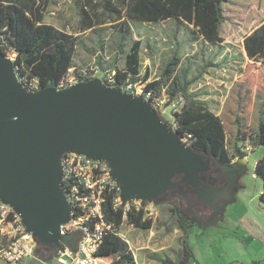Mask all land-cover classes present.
I'll list each match as a JSON object with an SVG mask.
<instances>
[{
    "label": "water",
    "instance_id": "95a60500",
    "mask_svg": "<svg viewBox=\"0 0 264 264\" xmlns=\"http://www.w3.org/2000/svg\"><path fill=\"white\" fill-rule=\"evenodd\" d=\"M21 77L0 50V201L18 214L36 245L52 247L50 255L62 244L75 251L79 237L60 234L72 213L61 184L65 153L105 162L122 203L158 204L176 176L213 212L227 197L231 182L220 189L199 181L215 159L186 145L139 96L98 78L28 91Z\"/></svg>",
    "mask_w": 264,
    "mask_h": 264
},
{
    "label": "trees",
    "instance_id": "16d2710c",
    "mask_svg": "<svg viewBox=\"0 0 264 264\" xmlns=\"http://www.w3.org/2000/svg\"><path fill=\"white\" fill-rule=\"evenodd\" d=\"M52 0H0V50L18 67L24 83L35 82L39 89L57 87L67 78L74 67L78 39L56 27L44 24V13L48 2ZM225 0H100L102 14L112 20L127 19L141 24H159L169 20L191 25L198 36L208 43H218L223 21V3ZM80 31L92 30L98 22L88 10L80 7ZM125 38V37H124ZM140 40L133 42L125 54V64L118 66V61L111 62L99 55L95 63L98 73L115 71L114 84L117 87L125 81L137 80L140 64ZM246 57L250 60L251 70L256 82L241 83L237 90L228 94L223 108L215 114L189 94L191 83L186 78V71L178 69L179 59L172 57L163 69L157 81L146 85L155 98L166 97L168 104H177L179 112L173 113V128L179 135L187 137L190 147L203 150L217 162L230 165L233 159L246 157L244 143L247 134L252 133L255 145L264 147V22L243 39ZM118 57V55H117ZM87 68L89 66H86ZM148 76L145 75L144 80ZM260 81V82H259ZM254 175L263 182L260 204H264V155L258 159ZM120 193H111L101 204L103 220L111 225L105 230L103 241L95 257L97 264H136L133 252L125 239L119 236L125 224L140 230H149L152 220L144 219V211L131 209L123 218L124 209L115 203ZM185 207L171 202L169 226L183 232L179 239L178 264H188L193 257L185 236L195 225L188 218ZM93 226L95 220L89 222ZM7 240L0 236V247ZM52 247L36 245L34 256L38 260L53 259ZM165 263H169L164 261Z\"/></svg>",
    "mask_w": 264,
    "mask_h": 264
},
{
    "label": "rangeland",
    "instance_id": "374dc122",
    "mask_svg": "<svg viewBox=\"0 0 264 264\" xmlns=\"http://www.w3.org/2000/svg\"><path fill=\"white\" fill-rule=\"evenodd\" d=\"M222 6L224 16L219 33L222 41L214 44L198 36L191 25L174 20L153 25L124 17L120 21L112 20L102 14L100 0L49 1L43 23L77 37V56L83 60L80 67L92 66L96 55L101 54L111 62L118 61V66L122 67L125 54L134 41L140 40L139 74L157 81L170 59L177 57L178 69L186 71V78L191 83L189 94L219 114L228 94L237 90L238 85L254 81L253 85L258 84L244 52L243 39L264 22V0H225ZM80 7L89 11L93 21L98 15L94 29L84 33L79 30ZM160 111L163 114L160 117L172 126L171 115L176 108L164 101ZM243 142L239 146L246 145L249 151L245 152V158L233 159L232 166L227 169L228 173H233L227 197L216 207L206 224V231L201 223H194L195 229L185 236L193 254L191 264H212L214 261L216 264H236L234 261H240L241 249L235 246V233L259 241V228L264 229V204L259 203L263 182L254 175L253 168L264 155V147L255 145L252 133L247 134ZM170 208L169 200L154 204L151 230L130 225L121 227L120 235L134 251L139 264L171 263L167 254L176 262L179 239L173 234L175 228L166 229L170 224ZM251 222L259 227L252 226ZM139 241H145L149 249H139ZM245 250L241 261H245L250 253L260 255L254 247L247 246Z\"/></svg>",
    "mask_w": 264,
    "mask_h": 264
},
{
    "label": "built area",
    "instance_id": "2783aa9c",
    "mask_svg": "<svg viewBox=\"0 0 264 264\" xmlns=\"http://www.w3.org/2000/svg\"><path fill=\"white\" fill-rule=\"evenodd\" d=\"M98 56L96 55V58ZM103 59L110 60L107 56H103ZM115 76L116 72L113 70L98 73L95 65H89L88 68L85 66L76 69V72L71 69L67 78L57 87L55 86V89L62 90L70 85L98 78L107 88H117L123 93L139 96L155 108L159 117L163 115L160 110L164 101L167 103L168 99L166 97L155 98L152 90L146 89V85L153 81H150L149 78L144 80V74L138 73L136 81H125L117 87L114 84ZM22 83L28 91L39 89L35 82L26 84L22 79ZM170 105L176 108V112H179L176 103L171 101ZM171 118L173 120L172 115ZM182 141L190 146L184 135ZM244 150V152L249 151V147L246 146ZM61 167L64 174L61 184L72 213H70L71 221L61 226L60 234L63 236L78 235L79 237L75 251H71L68 244H62V249L57 250L53 259H49V262L45 261L43 264H97L95 253L102 244L104 231L111 229V225L106 224L103 220L101 204L108 194L120 193L119 186L112 180L110 168L103 161L88 159L83 155L65 153L62 156ZM120 197H117L114 208L121 206L124 209V219L125 214L131 209H134L135 212L143 210L144 219L148 220H151L155 214L152 203L142 205L140 201L136 200L122 203ZM92 220H95V223L90 226L89 222ZM24 228L18 214L0 201V236L7 240V244L0 247L1 264H21L26 258L34 257L36 243L33 236L26 233ZM119 236H121L120 231Z\"/></svg>",
    "mask_w": 264,
    "mask_h": 264
},
{
    "label": "flooded vegetation",
    "instance_id": "af4514ba",
    "mask_svg": "<svg viewBox=\"0 0 264 264\" xmlns=\"http://www.w3.org/2000/svg\"><path fill=\"white\" fill-rule=\"evenodd\" d=\"M232 165L220 164L217 161H212L209 170L207 172H201L199 174L200 184L209 185L223 189L233 179V173H228V167ZM181 176L174 178L175 188L168 191L162 198L164 201L176 202L186 208L188 212V218L193 223H201V227L205 226L209 219L213 215L211 208L204 207L196 199V195L193 193L192 188H186L180 184Z\"/></svg>",
    "mask_w": 264,
    "mask_h": 264
},
{
    "label": "crops",
    "instance_id": "0c3cea01",
    "mask_svg": "<svg viewBox=\"0 0 264 264\" xmlns=\"http://www.w3.org/2000/svg\"><path fill=\"white\" fill-rule=\"evenodd\" d=\"M89 30V29H88ZM87 30H84L82 31L83 33L86 32ZM65 32V31H64ZM76 37V36H75ZM81 56H77V51L75 52V60H74V67L76 68H79L80 65H81V62H83V60H81ZM124 64H125V60H124ZM251 225L258 228L259 226L257 224H255L254 222H251ZM152 228V227H151ZM151 228L149 230H151ZM206 225L203 226V231H206ZM195 229V228H194ZM193 229V230H194ZM192 230V231H193ZM145 231H148V230H145ZM183 231L180 230V229H174L173 230V234L176 235V238L177 239H180L183 235L182 233ZM259 232H260V235H258L259 237V241L253 239L252 237H250L249 235H243V236H240L238 233H235V236H233L235 238V246L238 248V249H241V252L239 253V260L240 261H234L236 264H264V229L261 227L259 228ZM145 241H139L138 242V245L140 246L139 249L141 250H147L149 249V245H145L144 243ZM142 245V246H141ZM247 246H251V247H254L256 249H258V251L260 252V255L259 254H255L256 252H254L253 254L250 253V255L247 257V259L245 261H241V258L242 256L244 255L245 253V247ZM142 247V248H141ZM144 247V248H143ZM181 245L179 244L178 245V249L176 251V262L174 259H171L168 254H167V257L168 259H170V262L171 263H168V264H178V257H177V254H178V251L181 249ZM133 252V255H134V258H135V262L136 264H139L136 257H135V254H134V251ZM35 257V256H34ZM34 257H28L26 258L24 261H22V264H25V262H27V264H36L37 262H45L44 259L42 260H38ZM192 260L189 261L188 264H191ZM212 264H216V262H211ZM1 264V262H0ZM143 264H150L149 262L146 263V262H143Z\"/></svg>",
    "mask_w": 264,
    "mask_h": 264
}]
</instances>
